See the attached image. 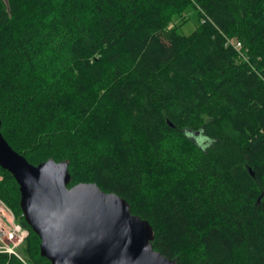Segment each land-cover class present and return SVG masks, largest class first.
I'll return each mask as SVG.
<instances>
[{"label":"trees","instance_id":"trees-1","mask_svg":"<svg viewBox=\"0 0 264 264\" xmlns=\"http://www.w3.org/2000/svg\"><path fill=\"white\" fill-rule=\"evenodd\" d=\"M0 120L31 164L124 198L176 264H264V0H0ZM0 178L29 231L0 264H51Z\"/></svg>","mask_w":264,"mask_h":264},{"label":"water","instance_id":"water-1","mask_svg":"<svg viewBox=\"0 0 264 264\" xmlns=\"http://www.w3.org/2000/svg\"><path fill=\"white\" fill-rule=\"evenodd\" d=\"M0 167L19 185L20 208L51 264H176L153 246L154 229L129 203L94 183L69 187V162L31 164L2 132Z\"/></svg>","mask_w":264,"mask_h":264},{"label":"built area","instance_id":"built-area-1","mask_svg":"<svg viewBox=\"0 0 264 264\" xmlns=\"http://www.w3.org/2000/svg\"><path fill=\"white\" fill-rule=\"evenodd\" d=\"M27 232L18 223L11 208L0 199V253L17 257V249L24 243Z\"/></svg>","mask_w":264,"mask_h":264},{"label":"rangeland","instance_id":"rangeland-1","mask_svg":"<svg viewBox=\"0 0 264 264\" xmlns=\"http://www.w3.org/2000/svg\"><path fill=\"white\" fill-rule=\"evenodd\" d=\"M201 24V20L197 14L192 8H188L187 10L182 11L180 14L176 15L174 18V21L171 24V27H176L179 31V33L183 35H189L191 34L199 25ZM1 180V178H0ZM12 210V209H11ZM13 211V210H12ZM14 212V211H13ZM15 214V213H14ZM16 220L18 223H20V220H18L16 214H15ZM22 224V223H20ZM23 229L27 232L26 240L29 237V231L26 227L23 226ZM26 240L24 243L17 249V252L20 256L22 255L23 248L26 245Z\"/></svg>","mask_w":264,"mask_h":264}]
</instances>
